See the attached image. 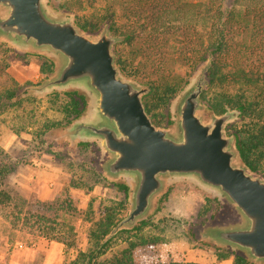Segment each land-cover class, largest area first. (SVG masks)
Instances as JSON below:
<instances>
[{
	"label": "water",
	"instance_id": "1",
	"mask_svg": "<svg viewBox=\"0 0 264 264\" xmlns=\"http://www.w3.org/2000/svg\"><path fill=\"white\" fill-rule=\"evenodd\" d=\"M123 40L108 23L96 35L85 33L72 15L53 13L47 0H0V42L54 64L50 76L20 94H83L84 113L59 129L57 139L70 147L95 143L102 177L129 188L127 214L104 241L146 220L169 185L187 182L230 210L227 218L204 227L199 240L264 264V177L241 161L235 136L226 132L239 111H210L206 117L201 101L212 55L172 100L171 124L158 127L142 101L150 87L124 77L117 67L113 48Z\"/></svg>",
	"mask_w": 264,
	"mask_h": 264
},
{
	"label": "trees",
	"instance_id": "2",
	"mask_svg": "<svg viewBox=\"0 0 264 264\" xmlns=\"http://www.w3.org/2000/svg\"><path fill=\"white\" fill-rule=\"evenodd\" d=\"M109 1L96 19L89 22L77 18L76 24L84 32L96 33L108 22L113 34L124 37L121 45L136 46L135 55L143 57L142 64L138 62L135 66L134 60L124 59L120 51L115 52L116 62L124 74L149 85L150 91L142 101L152 122L156 126L171 124L169 105L186 83L171 76L169 64L178 62L194 68L211 54L208 89L214 88L216 92L210 100L206 98L207 91L203 92L201 99L215 114H222L228 108L239 111V117L248 120L240 127L229 125L227 132L235 136L241 161L251 171L264 175V0H232L227 8H222V0ZM32 57L39 62L41 79L52 74L54 64L50 59ZM235 85H238L237 93L231 94L230 87ZM2 98L11 104V109L20 101L14 91H8ZM48 98L59 103L62 117L51 128L72 123L87 106L86 97L77 91L53 93ZM89 146L80 143L78 147ZM5 161L6 156L0 152V209L10 226L64 244V217H73L78 211V198L71 191L89 194L92 186L84 190V176L74 171L51 200L41 202L32 196L29 199L32 201L26 202L8 184L12 168ZM91 176L114 187L123 198L103 210L89 231L90 246L78 251L67 264H199L173 261L170 257L163 261L156 249L159 240L142 234L147 220L104 241L127 211L129 188L122 183L107 182L95 171ZM214 203L215 200L209 201L198 218L204 219L210 210H215ZM188 234L193 238L191 231ZM118 239L123 241L114 248L112 244ZM212 252L219 261L231 259V264H251L233 252L219 248Z\"/></svg>",
	"mask_w": 264,
	"mask_h": 264
},
{
	"label": "rangeland",
	"instance_id": "3",
	"mask_svg": "<svg viewBox=\"0 0 264 264\" xmlns=\"http://www.w3.org/2000/svg\"><path fill=\"white\" fill-rule=\"evenodd\" d=\"M108 2L110 3L109 0H47V5L55 14L72 15L76 24L77 18L89 22L96 19L108 6ZM231 2L232 0H222V8H227ZM106 23L96 33H85L96 35ZM121 43L113 48L116 61L115 52L120 51L124 59L134 60L135 66L138 62L142 64L143 57L135 55L136 46L128 47ZM32 56L38 55L20 53L8 44L0 42V152L6 156L5 162L12 168L8 184L16 189L26 202L32 201L29 200L32 196L37 201L44 202L53 198L76 171L84 176L83 189L92 186V191L89 194L71 191L72 195L78 198V211L73 217H64L66 227L64 244L56 239L38 237L28 229H13L4 217V211L0 209V264H42L48 254L50 264H67L78 251H85L90 246L88 234L94 222L106 207L114 205L123 198V195L101 180L95 177L92 179V171L102 177L96 167L100 150L95 143L86 142L90 146L80 149L78 147L80 143L70 147L67 141H58L56 132L66 126L51 128L62 119L59 103L55 99L48 98L49 95L37 97L27 93L20 94L24 88L39 84L43 80L39 74V62ZM199 66L200 64L191 68L172 62L169 64V71L173 78H182L186 81L182 90ZM117 67L119 68L118 65ZM120 72L138 84L148 85L127 76L121 70ZM208 87L204 92L207 91L206 98L210 100L216 90ZM237 88L238 85L230 87L231 94L237 93ZM8 91L16 92L20 99L15 102L13 109L9 108L11 104L4 102L2 98ZM202 104L206 109L205 116L208 117L211 110L205 102L202 101ZM247 121L239 117L227 127L234 124L240 127ZM227 134L233 135L228 132ZM255 173L264 177L259 172ZM211 200H215V210H210L204 219L198 218L199 213ZM229 213L230 210L217 196L193 184L175 182L169 185L167 191L159 198L155 210L146 219L149 223L144 227L142 234L159 240L160 244L156 249L163 261L170 257L169 260L185 262L188 251L213 254L212 251L217 248L199 240V232L204 227L227 218ZM70 229L72 231H69ZM189 231L193 238L189 236ZM121 241L123 240H116L112 246L118 248Z\"/></svg>",
	"mask_w": 264,
	"mask_h": 264
},
{
	"label": "crops",
	"instance_id": "4",
	"mask_svg": "<svg viewBox=\"0 0 264 264\" xmlns=\"http://www.w3.org/2000/svg\"><path fill=\"white\" fill-rule=\"evenodd\" d=\"M186 257L188 259H186ZM186 257H185V262H194V263H199V264H231L232 262L231 259L219 261L214 254L207 253L204 251H197V252H193V250L188 251ZM171 258H174V257L171 256ZM42 264H50V254H48L45 257Z\"/></svg>",
	"mask_w": 264,
	"mask_h": 264
}]
</instances>
